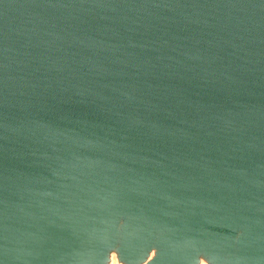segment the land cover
I'll use <instances>...</instances> for the list:
<instances>
[{"label": "water", "instance_id": "water-1", "mask_svg": "<svg viewBox=\"0 0 264 264\" xmlns=\"http://www.w3.org/2000/svg\"><path fill=\"white\" fill-rule=\"evenodd\" d=\"M0 264H264V0H0Z\"/></svg>", "mask_w": 264, "mask_h": 264}]
</instances>
